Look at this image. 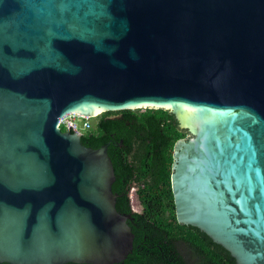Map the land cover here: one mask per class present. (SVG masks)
Segmentation results:
<instances>
[{"label":"water","instance_id":"95a60500","mask_svg":"<svg viewBox=\"0 0 264 264\" xmlns=\"http://www.w3.org/2000/svg\"><path fill=\"white\" fill-rule=\"evenodd\" d=\"M140 104L189 133L173 150L177 221L264 264V0H0V262L127 257L108 144L58 122Z\"/></svg>","mask_w":264,"mask_h":264},{"label":"trees","instance_id":"16d2710c","mask_svg":"<svg viewBox=\"0 0 264 264\" xmlns=\"http://www.w3.org/2000/svg\"><path fill=\"white\" fill-rule=\"evenodd\" d=\"M114 114L122 116L120 123L108 118ZM188 136L174 114L164 108L106 111L96 129L81 136L82 143L92 148L110 142L116 208L132 216L127 222L134 233L133 249L114 264H237L230 252L204 231L176 219L171 186L173 150L177 140ZM133 185L142 207L139 212H132L128 195Z\"/></svg>","mask_w":264,"mask_h":264},{"label":"built area","instance_id":"2783aa9c","mask_svg":"<svg viewBox=\"0 0 264 264\" xmlns=\"http://www.w3.org/2000/svg\"><path fill=\"white\" fill-rule=\"evenodd\" d=\"M101 113L98 115H84L78 112H70L60 117L58 126L63 130L79 133L81 136L87 132L96 129L97 121Z\"/></svg>","mask_w":264,"mask_h":264},{"label":"rangeland","instance_id":"374dc122","mask_svg":"<svg viewBox=\"0 0 264 264\" xmlns=\"http://www.w3.org/2000/svg\"><path fill=\"white\" fill-rule=\"evenodd\" d=\"M144 109H146V107L135 108L133 110L139 112V111H144ZM137 195H138L137 186L133 185L129 190V197H130L131 206L134 212H139L142 210V207H141V204H140V201Z\"/></svg>","mask_w":264,"mask_h":264},{"label":"bare ground","instance_id":"6f19581e","mask_svg":"<svg viewBox=\"0 0 264 264\" xmlns=\"http://www.w3.org/2000/svg\"><path fill=\"white\" fill-rule=\"evenodd\" d=\"M147 104H140L139 106H133V108H140L145 107ZM105 108L103 106H89V107H81L76 109L75 112H79L82 114L91 113L93 115H98L102 112H104Z\"/></svg>","mask_w":264,"mask_h":264},{"label":"flooded vegetation","instance_id":"af4514ba","mask_svg":"<svg viewBox=\"0 0 264 264\" xmlns=\"http://www.w3.org/2000/svg\"><path fill=\"white\" fill-rule=\"evenodd\" d=\"M108 118H111L112 120L116 121V123H120L121 122V119H122V116H120L119 114H114V115H108ZM114 134L115 133H112L111 136H114ZM109 143H106V144H108V148H109ZM128 195H129V193H128ZM123 214H126V213H123ZM129 219H132V216L130 218H128L127 221Z\"/></svg>","mask_w":264,"mask_h":264}]
</instances>
